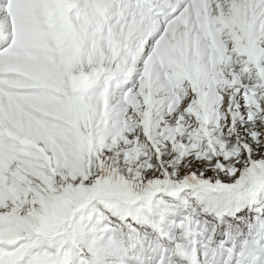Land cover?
Here are the masks:
<instances>
[{
	"label": "snow or ice",
	"instance_id": "6c2138e0",
	"mask_svg": "<svg viewBox=\"0 0 264 264\" xmlns=\"http://www.w3.org/2000/svg\"><path fill=\"white\" fill-rule=\"evenodd\" d=\"M0 264H264V0H0Z\"/></svg>",
	"mask_w": 264,
	"mask_h": 264
},
{
	"label": "rangeland",
	"instance_id": "374dc122",
	"mask_svg": "<svg viewBox=\"0 0 264 264\" xmlns=\"http://www.w3.org/2000/svg\"><path fill=\"white\" fill-rule=\"evenodd\" d=\"M210 174V173H209Z\"/></svg>",
	"mask_w": 264,
	"mask_h": 264
}]
</instances>
